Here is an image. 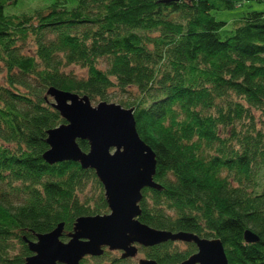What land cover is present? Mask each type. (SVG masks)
<instances>
[{
	"label": "trees",
	"instance_id": "obj_1",
	"mask_svg": "<svg viewBox=\"0 0 264 264\" xmlns=\"http://www.w3.org/2000/svg\"><path fill=\"white\" fill-rule=\"evenodd\" d=\"M242 1L55 0L15 14L4 6L16 0H0V264H22L28 241L60 222L68 233L77 217L109 210L92 168L42 157L47 130L65 121L49 86L93 103L114 89V102L134 107L162 187L142 189L141 222L219 238L228 264H264V8L227 30L212 14ZM196 250L182 240L140 247L158 264ZM79 264L136 263L103 253Z\"/></svg>",
	"mask_w": 264,
	"mask_h": 264
},
{
	"label": "water",
	"instance_id": "obj_2",
	"mask_svg": "<svg viewBox=\"0 0 264 264\" xmlns=\"http://www.w3.org/2000/svg\"><path fill=\"white\" fill-rule=\"evenodd\" d=\"M52 106L65 120L48 129L47 150L42 157L49 163L77 161L83 168H92L103 185L108 211L76 218L72 231L63 241V222L50 232L38 234L28 241L31 256L22 264H79L85 255H100L104 246L122 250V256H136L138 245L152 246L167 240L195 243L197 250L174 264H228L222 241L186 231H170L151 227L138 219L142 189H161L153 179L156 155L139 136L134 107H123L114 101L92 104L89 96L61 90L46 89ZM78 139H85L83 150ZM244 237L256 241L258 236L246 229ZM137 264H158L154 259L140 257Z\"/></svg>",
	"mask_w": 264,
	"mask_h": 264
},
{
	"label": "rangeland",
	"instance_id": "obj_3",
	"mask_svg": "<svg viewBox=\"0 0 264 264\" xmlns=\"http://www.w3.org/2000/svg\"><path fill=\"white\" fill-rule=\"evenodd\" d=\"M55 0H16L15 3H10L4 6V11L6 13H15L19 14L22 12L26 13H32L35 9L38 8H45L50 3L54 2ZM75 0H66V4L70 7L74 5ZM264 8V2H259L257 0H243L241 3L237 4L235 7L231 9H225V10H212V14L217 19L224 20V28L227 30L233 26V20L237 18L239 15L242 14V12L250 10V9H263ZM69 70L74 71L77 75H81L84 70L78 66V65H71L68 67ZM110 97L109 99L112 101H116L118 97H121V93L118 90H110ZM92 104H96L93 103ZM264 115L262 112L258 111L257 114ZM87 193L91 194V188L89 187L87 190ZM183 247V246H181ZM140 256H144L140 250L138 254L135 256V258H132L135 263L137 262V259Z\"/></svg>",
	"mask_w": 264,
	"mask_h": 264
},
{
	"label": "flooded vegetation",
	"instance_id": "obj_4",
	"mask_svg": "<svg viewBox=\"0 0 264 264\" xmlns=\"http://www.w3.org/2000/svg\"><path fill=\"white\" fill-rule=\"evenodd\" d=\"M63 234H64L65 237H66L65 241L68 240L69 237L67 236V232L64 233V231L62 232L61 239H62V237L64 236ZM62 240L64 241V239H62ZM137 247H138V252H139L141 245H138ZM103 249H104V250H103V253H109V254L114 253V254L119 255L120 257H122V258H124V259H126L127 257H131V256H122V252H123V251L120 250V249H109L107 246H104ZM138 252H137V254H138ZM103 253H102V254H103ZM102 254H100V255H102ZM137 254H136V255H137ZM85 256H88V255H85ZM85 256H84V257H85ZM89 256H98V255H89ZM84 257H83V258H84ZM140 257H146V256H140ZM140 257H139V258H140ZM83 258H82V259H83ZM131 258H135V256H133V257H131ZM82 259H81V260H82ZM81 260H80V261H81ZM137 260H138V259H137ZM136 264H137V262H136Z\"/></svg>",
	"mask_w": 264,
	"mask_h": 264
}]
</instances>
